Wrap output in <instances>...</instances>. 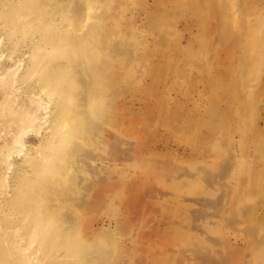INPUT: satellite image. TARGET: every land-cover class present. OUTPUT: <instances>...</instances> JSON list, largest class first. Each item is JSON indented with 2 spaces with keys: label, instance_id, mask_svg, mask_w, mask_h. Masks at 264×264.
I'll use <instances>...</instances> for the list:
<instances>
[{
  "label": "rangeland",
  "instance_id": "374dc122",
  "mask_svg": "<svg viewBox=\"0 0 264 264\" xmlns=\"http://www.w3.org/2000/svg\"><path fill=\"white\" fill-rule=\"evenodd\" d=\"M0 55V264H264V0H0Z\"/></svg>",
  "mask_w": 264,
  "mask_h": 264
},
{
  "label": "bare ground",
  "instance_id": "6f19581e",
  "mask_svg": "<svg viewBox=\"0 0 264 264\" xmlns=\"http://www.w3.org/2000/svg\"><path fill=\"white\" fill-rule=\"evenodd\" d=\"M242 53V52H241ZM240 55H242V54H240ZM1 56V55H0ZM22 59H17V61H18V63L16 62V64L14 63V65L12 66L13 68H9L7 71H8V73H12V75H13V73H15L17 70L16 69H18L20 66V61H21ZM16 61V60H15ZM14 61V62H15ZM16 65V66H15ZM15 70V71H14ZM7 71H4L5 73H3L4 75H1L0 76V81L1 80H3L5 77H7V76H9V74L7 73ZM36 103V102H35ZM38 103V102H37ZM36 107H38V106H41V104L40 103H38L37 105H35ZM44 109V107H43V105L41 106V108L39 109L40 110V112H36V113H38V115H34L33 116V118L32 119H34L36 122H38V123H34V125H35V127L33 128V133H36V134H38L39 133V129L40 128H44L43 127V125H41V122H43L42 120H41V118H43V116H41L43 113H42V110ZM38 110V111H39ZM30 116V115H29ZM24 118H26V122H28V121H30V120H32L31 119V116L30 117H24ZM37 118V119H36ZM24 120V119H23ZM25 121V120H24ZM23 124H25V122H23ZM27 124H29V123H27ZM27 124H26V127H28L27 126ZM26 127L25 128H23L22 127V130L24 131V129H25V133H27L26 132ZM21 130V131H22ZM23 132V133H24ZM29 132V131H28ZM21 133V132H20ZM17 135V134H16ZM13 135L14 136V138L12 137L11 139L13 140L12 142H13V144L17 147V149H15V150H17V153L19 154L20 152H22V150L24 149V146H26V144H25V142L22 140V138L20 137V134L19 135ZM23 135V134H22ZM21 135V136H22ZM25 135V134H24ZM41 135V134H40ZM12 143H11V145H13ZM10 145V146H11ZM13 145V146H14ZM31 146H32V148L31 149H34V148H36V146H37V144H31ZM11 148V147H10ZM14 150V151H15ZM9 153V152H8ZM24 155V154H23ZM22 155V156H23ZM7 156H10V155H6L5 156V158L7 159ZM25 158V157H24ZM5 162H7V161H5ZM11 163L12 162H7V170L10 168V165H11ZM10 170V169H9ZM7 172V171H6ZM3 173H5V172H3ZM10 173V172H9ZM8 175V174H7ZM7 175H5V174H3L2 176L4 177V176H6L7 177ZM4 180V179H3ZM1 186H2V184H1ZM3 188L5 189V188H8V185H6V184H3ZM2 193H4V194H6L7 192L5 191V190H2Z\"/></svg>",
  "mask_w": 264,
  "mask_h": 264
}]
</instances>
